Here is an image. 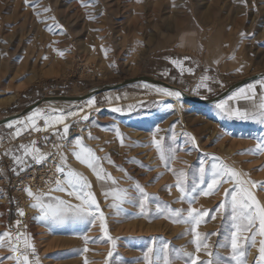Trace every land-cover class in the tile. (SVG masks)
<instances>
[{"label": "rangeland", "instance_id": "1", "mask_svg": "<svg viewBox=\"0 0 264 264\" xmlns=\"http://www.w3.org/2000/svg\"><path fill=\"white\" fill-rule=\"evenodd\" d=\"M32 4L35 7L28 6ZM28 5L25 0H0V119L44 97L80 96L95 87L113 85L127 78L150 77L175 86L188 96L204 99L218 95L241 79L264 72V18H250L249 12L255 8L252 0H28ZM172 61H179L180 66ZM204 75L209 77L205 81L207 87L197 88ZM249 85L255 86V95L248 91ZM249 85L208 106L164 95L157 91L160 87L135 84L115 93L114 104L129 102V111H112L114 107L105 99L112 93L97 97L92 107H87L85 101L63 108L65 112L78 111L84 106L79 116L88 114L89 120L74 117L68 123L66 140L49 136L45 144L35 140L23 144L31 145L35 141V146L48 154V158L45 163L36 164L31 157H25L23 171L0 176V233L20 231L30 237L35 249L34 257L29 253L33 264L37 261L38 264H85V260L88 264H105L110 249L113 256L108 264H145L143 256L153 244L151 238H157V246L159 242L168 243L170 250L192 253L207 261L209 256L203 248L195 252L191 233L186 232L187 225L164 216L156 218V197L173 209L186 210L189 205L174 202L179 193L175 187L170 191L165 187L174 185L176 178L165 170L151 141L155 134L157 139L166 137L165 145L173 148L179 145L170 166L184 170L189 185L197 178L202 161L209 169L217 162L211 159L213 156L246 173L252 181L264 182V153L249 151L264 140V124L258 120L229 118L217 108L223 103L226 109L251 110L253 100L258 103L264 89L260 80ZM13 94L14 100L4 103ZM27 117L17 120L20 124L17 121L12 124L15 130L20 128L25 133L23 139L33 136L27 133L31 130V125L24 123ZM125 117L131 118L123 120ZM114 126L123 135V145L116 137ZM8 128L2 126L0 132L12 130ZM78 137L102 158L101 167L115 179V184L97 180L89 168L75 159L72 142ZM61 155L66 157L65 171H81L78 173L89 180L91 191H96L92 192L97 193L95 198L107 218L109 235L116 240L114 248L103 238L98 222L95 226L42 222L38 211L30 206L33 201L24 189L47 192L45 178L60 175L55 166L63 163ZM5 165L2 163L0 167ZM157 174L159 178L154 180ZM134 182L153 198L148 206L149 215L138 216L139 208L128 204L123 206L126 215H114L109 207L114 202L110 190L128 189L138 197L139 193L132 188ZM224 188L231 191V186L224 184L213 195L198 196L191 206L210 210L206 222L197 230L202 234L216 233L207 240L208 250L214 253L212 259L235 264L231 249L218 246L226 243L228 234L229 219H222V213L225 217L230 215V211L223 209L216 212L224 199ZM106 191L110 192L107 197ZM252 192L264 204V190L258 187ZM52 195L78 203L66 193ZM20 210L24 212L22 217ZM212 215L216 218L212 219ZM84 237L89 238L87 244ZM260 239L257 235L255 244L249 242L246 256L240 257L244 264H256ZM84 248L88 251H83ZM11 255L6 245L0 247L3 258L0 264H16L14 259L7 258ZM172 257V264H190L187 255L176 258L173 251Z\"/></svg>", "mask_w": 264, "mask_h": 264}, {"label": "snow or ice", "instance_id": "2", "mask_svg": "<svg viewBox=\"0 0 264 264\" xmlns=\"http://www.w3.org/2000/svg\"><path fill=\"white\" fill-rule=\"evenodd\" d=\"M25 4L28 5V0H25ZM35 7L34 4L28 5ZM50 9H44V11H49ZM39 15V13H36ZM54 19V17L52 18ZM244 35L243 33L241 34ZM63 55V52H60ZM173 64L180 66L179 61H172ZM181 71L184 69L181 66ZM191 72V69H188ZM209 77L204 75L200 79V83L197 88L207 87L205 81ZM261 88L264 89V78L260 80ZM255 86L249 85L248 91L254 92ZM210 90V89H209ZM159 93L170 97H176L178 100L181 97L180 91H173L167 88H157ZM243 92V90H241ZM247 99L252 100L253 96H247ZM94 99L90 98L86 101L87 107H92L94 105ZM171 108V105H168ZM225 115L229 118L235 117L240 120H258V122L264 124V94L259 97V102L257 103L253 100L251 110L245 109L241 110L239 108L226 109L223 103L217 105ZM122 109L113 108L112 111L119 112ZM84 111V106L78 111L68 110L65 112L63 109H51V110H36L34 113L26 118L24 123L31 125L32 131H47L49 128L55 127L56 125L63 126V134L60 139L66 140L69 133V124L66 121L69 118H74L79 116L80 112ZM80 120H89V115L84 114L79 116ZM38 120H43V128L38 124ZM17 124L21 122L17 121ZM12 127L10 123L8 125ZM174 128L175 125H172ZM115 134L117 139L120 140L123 145V135L119 131V128H115ZM20 128H17L16 135H20ZM171 131V129H169ZM185 136L188 134L185 133ZM90 139L93 137L89 136ZM166 137H161L157 139L155 134L152 138V145L155 147L159 159L165 168V170L171 172L176 178L174 185H166L165 187L170 191L172 187L176 188L179 193L177 201L179 203H187L188 208H176L173 209L167 203L159 202V198L156 197L157 201L155 204V214L156 218L164 216V218L171 220L174 223H183L187 225L186 232L191 233V243L195 245V252L199 253L203 248L206 254L209 256L207 261L199 260V257L193 255L192 253H181L180 250H170L168 243L159 242L156 245L157 238H151L153 244L147 247L144 252L143 260L145 264H172V252L176 253V258H180L181 255H187L190 264H222L219 259L213 260V252L209 251V244L207 243L209 235H216V233H204L199 232L198 226L202 222H206L205 218L210 215V210H202L193 208L191 205L200 195L208 196L215 194L219 191L220 187L224 184H229L231 186V191L228 188H224V199L221 200L219 207L216 212L230 211V215L225 217L222 213V219H229V224L227 228V235L225 236V244L218 245L220 247H229L231 249V259L235 264H244V261L240 257L246 256V248L249 244H255L256 236L261 237L259 241V256L257 258L256 264H264V204L257 200L256 196L253 194L252 189L264 190V182L252 181L247 178V174L238 171L235 167L228 166L227 164L220 162L218 157H211L212 160L217 161L212 163L211 168H206L204 162H201V166L198 170L197 178L193 179L191 185L188 183L187 173L184 170L173 169L170 164L172 160L175 159V152L179 149V145L175 148L165 145ZM189 139H194L189 137ZM176 137L173 133L172 141L175 143ZM72 155L75 159L89 168L93 174L96 176L97 180L100 181H111L115 184V179L108 173H105L101 167L100 161L102 158L97 157L91 148L82 144V138H76L73 142ZM36 142L33 141L31 145H21L20 150L23 152V156L14 155V161L20 163L24 162L25 157H31L36 164L45 163L48 154L42 153L36 146ZM59 147V146H58ZM78 149V150H77ZM252 154L264 153V140L258 141L256 148L254 150H249ZM63 163L56 164L55 170L57 174L63 175V180L57 178L53 185H50L47 192H33L30 188H25L24 191L31 198L33 203L31 207L38 211V218L42 222H51L54 224H65V223H79V224H89L95 226L98 222L99 230L103 234V238L112 244L113 248L116 245V240L113 239L108 232L107 218L100 208L94 193L91 191V184L82 174L76 172L73 169L66 168V157L61 155L60 157ZM147 167V166H145ZM119 171L123 172V169L118 168ZM151 171V168H147ZM125 175H127L125 173ZM160 174H157L153 179H158ZM132 188L139 193V196H133L130 194L128 189H112L111 195L113 203L109 205L113 209V214L116 216L126 215V210L123 207L125 204L132 205L139 208L138 216H148L149 209L148 206L152 203L153 198L144 191V188L138 183L134 182ZM61 192L66 193V195L78 203H73L71 199L65 200L59 196L52 195V193ZM110 194L109 191L104 192L107 197ZM186 212V214H185ZM19 215L24 216L23 210L19 211ZM212 219L216 217L211 216ZM17 225L20 224L18 220ZM248 233L249 235H244ZM85 244L89 242L88 237H84ZM92 242H96L93 240ZM8 247L9 252L13 255L7 257L8 259H14L16 264H33L32 259H30L29 253L35 256V249L25 233L17 231L12 233L10 231H5L0 233V247ZM23 245V249H21ZM83 251L87 252L88 249L84 248ZM113 256V251L110 249L105 258V264H108L109 258ZM3 259V258H0ZM38 264V261H37ZM85 264H88L85 260Z\"/></svg>", "mask_w": 264, "mask_h": 264}, {"label": "water", "instance_id": "3", "mask_svg": "<svg viewBox=\"0 0 264 264\" xmlns=\"http://www.w3.org/2000/svg\"><path fill=\"white\" fill-rule=\"evenodd\" d=\"M264 78V72L261 74H255L250 77L241 79L230 86H228L227 89L219 93L218 95L211 97V98H204V99H198L194 98L191 96H188L184 94L179 88L169 85L168 83L150 78V77H145V76H140V77H135V78H127L124 79L121 82L115 83L113 85H101L98 87H95L93 89H90L87 93L80 95V96H51V97H44L37 102L27 106L23 110L17 113H13L5 118L0 119V127L5 126L8 122L13 121L15 119H18L22 116L28 115L37 108L41 107L42 104L47 103V102H67V103H82L87 101L88 99L110 91H117L126 87H129L131 85L135 84H149L155 87H160V88H167L173 91H180L181 92V97L183 100L194 104L198 106H208L212 105L214 103H217L225 98H227L230 94L234 93L238 89L245 87L253 82H256L258 80H261Z\"/></svg>", "mask_w": 264, "mask_h": 264}, {"label": "crops", "instance_id": "4", "mask_svg": "<svg viewBox=\"0 0 264 264\" xmlns=\"http://www.w3.org/2000/svg\"><path fill=\"white\" fill-rule=\"evenodd\" d=\"M119 91V90H117ZM117 91H110V92H106V93H102L103 95H107V93H112L111 96H106V102L110 107H114V108H120L122 109L120 112H126L131 110L129 102H120L117 104H114L117 102V96L115 93H117ZM96 95L94 97H92V99H96L97 97H99L100 95ZM96 101V100H95ZM123 106V107H122ZM122 107V108H121ZM80 115V114H79ZM77 119V118H75ZM73 120V118H71L69 121H66V123H70ZM38 125L43 128V120H40L38 122ZM42 125V126H41ZM11 127H9L8 129H10ZM12 130H10L9 132H0V165L2 163H5L6 167H0V176H5L8 177L11 174H17L21 171H23L25 168L23 167V163H20L18 161H14L13 157L14 155L16 156H23V152L20 150V146L23 145L24 143L31 141V140H35L37 142H43V144H45V139L49 136L52 137H59L63 134V126L62 125H56L55 127L49 128L47 131H31L29 130L27 133H31L33 136L31 138L28 139H23V137L25 136V133L22 134V132L20 131V135H16V131L14 126H12L11 128ZM26 133V135H27ZM26 145V144H25ZM21 153V155H20Z\"/></svg>", "mask_w": 264, "mask_h": 264}, {"label": "bare ground", "instance_id": "5", "mask_svg": "<svg viewBox=\"0 0 264 264\" xmlns=\"http://www.w3.org/2000/svg\"><path fill=\"white\" fill-rule=\"evenodd\" d=\"M252 5H255V8L253 11L249 12L251 15L250 18L252 19H256V18H260V19H263L264 18V0H252ZM247 7L250 9V5L248 4ZM245 10V9H244ZM248 15V14H247ZM10 45V44H9ZM2 72V71H1ZM16 97L15 94L11 95L10 97H8L6 100H4V103H10L14 100V98ZM72 105H76V103H67V102H47V103H44L42 104V106L40 107V109L42 108H47L48 109H63L65 107H68V106H72ZM39 109V110H40ZM45 110V111H47ZM28 115H25V116H22L18 119H15L13 121H10L8 122L6 125L8 126L10 123L13 124L15 123L17 120L21 119V118H25L27 117ZM131 118V117H130ZM130 118L128 117H125V118H122L123 120H129ZM5 125V126H6ZM120 125V124H119ZM57 149V148H56ZM55 149V150H56ZM59 153L61 154V152L59 151ZM77 172H81V171H77ZM32 173V172H31ZM85 177V176H84ZM30 180V179H29ZM89 181V180H88ZM95 181V179H94ZM92 182V181H91ZM96 183V182H95ZM93 184V183H92ZM98 184V183H97ZM95 189V187H94ZM97 189V187H96ZM112 189V188H111ZM93 191V190H92ZM95 191V190H94ZM93 191V192H94ZM96 192V191H95ZM97 194V193H96ZM95 194V195H96ZM105 196V195H104ZM98 197V196H97ZM97 200V199H96Z\"/></svg>", "mask_w": 264, "mask_h": 264}, {"label": "built area", "instance_id": "6", "mask_svg": "<svg viewBox=\"0 0 264 264\" xmlns=\"http://www.w3.org/2000/svg\"><path fill=\"white\" fill-rule=\"evenodd\" d=\"M25 166H27V164H25ZM4 168V167H3ZM46 176V175H45ZM57 178H59V179H63V176L62 175H55V176H46V178H45V184H46V186H50V185H53L54 184V181H55V179H57Z\"/></svg>", "mask_w": 264, "mask_h": 264}, {"label": "trees", "instance_id": "7", "mask_svg": "<svg viewBox=\"0 0 264 264\" xmlns=\"http://www.w3.org/2000/svg\"><path fill=\"white\" fill-rule=\"evenodd\" d=\"M15 110H13L12 112H14Z\"/></svg>", "mask_w": 264, "mask_h": 264}]
</instances>
